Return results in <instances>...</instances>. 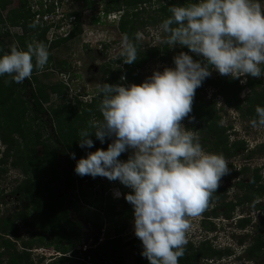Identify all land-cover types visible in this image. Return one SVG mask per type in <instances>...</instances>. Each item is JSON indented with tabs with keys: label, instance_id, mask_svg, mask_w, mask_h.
<instances>
[{
	"label": "clouds",
	"instance_id": "1",
	"mask_svg": "<svg viewBox=\"0 0 264 264\" xmlns=\"http://www.w3.org/2000/svg\"><path fill=\"white\" fill-rule=\"evenodd\" d=\"M34 1L37 8L39 3L47 2L48 6L53 2ZM55 3L58 13L60 5L57 0ZM169 12L171 15L160 25L167 34L165 42L187 46L206 63L181 52L174 57L175 68L155 71L142 84L99 85L103 119H91L88 129L80 131L79 146H94L89 138L93 131L101 143L106 138L115 139L107 150L89 152L75 167L81 177L119 180L133 190L126 200L134 208L135 235L142 241V256L150 264H179L191 227L188 218L202 213L222 177L230 171L223 154L205 151L196 133L182 123L192 112L196 90L211 75L210 67L221 76L233 78L264 75V6L260 0H200L187 6H171ZM62 17L59 13L47 15L43 22L57 23ZM36 19L43 24L41 18ZM11 27H7L10 35ZM20 37H24V31ZM141 38L142 33L137 32L136 41ZM49 56L43 42L28 43L26 50L13 45L10 54L0 57V76H10L9 83L31 80L34 70H44ZM120 56L125 64H133L138 58L136 44L127 34L122 38ZM256 113L252 127L264 128V107L257 106ZM128 149L133 154L121 161L119 157ZM6 150L0 137V160ZM71 158L75 159V153ZM204 219L199 229L204 240H210L205 236Z\"/></svg>",
	"mask_w": 264,
	"mask_h": 264
},
{
	"label": "trees",
	"instance_id": "2",
	"mask_svg": "<svg viewBox=\"0 0 264 264\" xmlns=\"http://www.w3.org/2000/svg\"><path fill=\"white\" fill-rule=\"evenodd\" d=\"M92 1L93 0H85L87 9L94 8L95 4H93ZM262 1L264 0H260V3H262ZM15 2L18 5L17 8L14 11L9 12L8 17L5 19L2 16V12L6 11L7 7L12 2L10 0H0V57L5 54H10V49L12 47L7 46L6 43L3 42L4 40H2L4 36H10V33L7 30L8 26L21 27L24 31V36H28L27 41L25 40L26 37L18 38V49L21 50H26L27 44L31 42H43L48 46V50L56 49L60 45H65L80 37L82 34V14L79 13H73L70 16L63 15L64 17H62L57 23L43 22V18L47 15H58L55 0H53L50 5L48 4V6L47 2L46 4L44 2L43 4L39 3L40 6L36 13L32 12L31 7L28 4L29 2L33 3L31 0H16ZM99 2L103 3V13L105 18L113 14L120 15L118 28L122 36L127 34L136 44L138 50V58L133 64H125L122 58L121 60H118L116 64L117 67H111V65L103 66L102 72L104 78L101 84L108 83L113 85L120 84L122 86H130L133 83L142 84L145 82L143 79V72L151 62L154 60H160L164 63H168L172 56V45L165 42L167 34L163 33V31L160 34V36L163 37V41L157 46L147 49L143 48L140 40L136 41L135 34L137 32L141 33V31H144L145 28L147 29L152 23H162L163 20L171 15L169 12L171 6H187L190 3H199L200 0H99ZM153 2L160 6L157 12L158 15L161 13L160 18L158 16H143L147 10L146 5ZM38 17L41 18L40 21L43 22V24H37L36 18ZM72 19L74 21H72ZM94 23L98 22L94 20ZM31 24H36V27H30ZM43 25L44 28H42ZM69 25L71 26L69 34L66 37L57 36V39L51 44V46H49L47 36L50 29H64ZM105 46L108 47V45ZM181 51L191 55L194 60L200 61L202 64L206 63L202 56L191 52L187 46H183ZM49 60H52L50 56ZM62 64L64 68L67 67L66 62H63ZM262 68H264V65H262ZM212 70L213 69L210 67L211 72ZM40 72L41 71L39 70H34L31 80L26 79L23 83H16L14 81L9 83L8 81L12 80L10 76H0V137L2 138L3 143L7 146L5 156L0 160V178L6 174L7 169L5 167L9 164L14 167H21L24 174H28L29 170H33L32 168H34L33 171L37 173L35 176L36 179L23 180L17 188L12 190L11 195L16 196L20 200H26L29 204H27L28 207L32 205L34 207L33 211L36 213L37 217L44 218L46 216L50 218L55 210L63 221L71 215V208L72 210L77 211L74 200L75 198H73L72 195L77 198L79 197L78 199H80V197L85 198L86 188L84 183L88 182L89 185L87 190H89L90 187L94 185V181H96V179L90 175L81 177L75 173L77 161L81 158H86L89 152H94L98 149L107 150L108 145L112 143L115 138H106L105 141L101 143V141L96 138L93 131L89 138L93 140L94 146L91 148H81L79 146L80 131L88 129V124L91 119L95 118L96 120L101 121L103 119L102 114L99 111V105L103 99V94L100 93V91L87 92L86 88H83L81 96L88 97L93 93V98L84 102L78 98L80 97V95H78L75 101V103H77L76 105H78V111H75L72 103L69 105L65 104L62 106H56L52 103L53 96H57L60 99H68L70 86L68 87L64 85V82L62 81L61 84L55 86L42 84L37 78V75ZM121 77H125V79H121ZM242 81L246 82L241 83ZM18 88H23L25 91L28 90V93H26L27 96H30L28 100H23L21 97L17 99ZM73 89L77 88L72 87L71 90ZM245 89L250 90V95L245 99H242L241 94ZM209 94H212L210 101L208 100ZM25 97L26 96H24V98ZM219 98L225 100L227 109H234L237 112H240L241 116L244 118L248 117L251 120L257 119L256 107H264L263 75L260 77L247 75L239 78L221 75L213 78V76L210 75L196 90L192 112L189 114V117L182 121V123L186 121L191 124L187 129L199 132L200 134L205 131L206 140L210 141V137L214 139L212 140L211 145L213 151H211V149H209V151L223 154L224 157H235L238 151H246V141L243 140L236 142L229 147V136H226L227 130L221 126L220 123L222 118L216 109ZM30 104L31 107L28 106ZM48 104H51L49 110L45 108V105ZM245 105L248 107L246 110ZM29 112L33 115L31 117L33 121L41 120L40 115H47L48 122L43 123L41 129L48 124L52 127L51 134L55 138L56 145L55 148L50 151L49 155L43 158L36 159L35 157H32L31 155L35 153V150L33 149L30 151L28 149L35 145L34 143L41 138L42 134L41 129L35 131L33 130L34 128L29 125L27 118ZM21 139L28 141L26 151L22 148L23 145L21 144ZM129 150L130 149L121 154L119 157L121 161L126 160V155ZM72 153H75V159L71 158ZM62 157H65V161L61 160ZM11 159L12 163L10 162ZM26 162L30 165H34L31 168L29 167L30 169L28 167L26 168ZM62 162L64 164L61 166ZM235 168L236 166L234 164H230V171L228 174L232 173V175L243 177L238 180L237 185L241 191H245V194L238 197L235 202H227L222 194L225 192V188L219 187L218 190L212 194L207 206L202 211L205 217L204 225L206 223L213 225L211 220L218 218L221 215L220 209L222 208L226 209V212H224L223 215L228 221L233 220L237 208L246 205L252 210L257 209L258 211H264V208L260 207L258 204L259 201L264 198V183L262 182V177L259 175L260 170H254V175L251 177V180L247 182L245 176H248L249 171L252 170L248 167H244L243 169L236 171ZM62 176H64L65 181L63 185L60 184ZM97 177H100L99 180H97L99 181V185H101V182L103 183V186L100 187L104 193L106 192L105 183L119 181H111L108 178L101 176ZM44 178L46 181H43ZM104 178L107 179V181L104 180ZM223 178H226L225 175ZM43 184L46 189L45 192L40 195L38 189H40ZM52 185L56 186L52 187ZM64 186H67V189L63 191ZM93 189L94 187H91V190ZM70 191H72L73 194L67 196L66 192ZM123 192L125 194V199L121 201V204L124 207L125 219H134V208L126 200V196L133 193V190H129V187L124 185ZM2 194L3 192L0 190V199L3 197ZM46 198L55 200L52 210L46 206ZM220 201L221 203L219 204ZM214 203L218 204L209 210V205ZM10 213L11 214H9L7 218H3L1 217L2 212L0 210V264H34L33 252H31L34 241H23L22 252L18 249L17 243L13 241L14 238L19 239L20 236L18 223L23 222L24 224H29L28 212L22 208H15L11 210ZM105 217L104 219H107L109 222H113L115 219V216L109 213H107V217ZM91 222L89 221V224L97 229L98 232H101V224H99V222H92V224ZM250 223H252L251 218H241L237 223V229L246 232V235L241 236L242 238L239 239L238 243L240 245L247 244L246 238L251 236V233L247 230ZM63 231L65 235L71 234L67 228H64ZM47 232L48 234L50 233L51 235L57 236V239L43 245L48 247L54 246L57 252L62 253V256L58 258V261L53 263L62 264L69 259L66 258V255L74 245L66 246L65 242L68 241L67 238L63 240L64 237L62 238L58 231L51 229V227H46L43 232L37 235ZM94 233H96V231H94ZM255 233L256 235L249 237L252 243L245 250L246 259L249 262L264 260V218L259 221ZM97 234L98 235H96L93 240V247L95 249L89 254H84L83 260L90 259L92 264H124V259L120 256V251L122 249L121 246L115 245L109 249L106 247L97 248L100 240L99 233ZM104 235H106V233ZM233 235L237 237V233H234ZM47 237L49 236L40 237L39 240L41 241L45 239L46 241L48 239ZM109 241L110 240H108V242ZM108 244H111V242ZM130 245L134 251L137 252V264H144L145 257L142 256V241L137 238ZM201 247L200 251L187 257H181L179 262L182 264H189L201 259H212L215 257L225 258L231 253L230 248L214 250L212 248V241L208 239L202 242ZM206 247L210 248L207 249ZM40 262L43 263V259H41Z\"/></svg>",
	"mask_w": 264,
	"mask_h": 264
},
{
	"label": "rangeland",
	"instance_id": "3",
	"mask_svg": "<svg viewBox=\"0 0 264 264\" xmlns=\"http://www.w3.org/2000/svg\"><path fill=\"white\" fill-rule=\"evenodd\" d=\"M10 1L12 3L7 7L6 11L2 12V16L5 19L8 17L9 12L14 11L18 6L15 2L16 0ZM31 1L33 3L29 2L28 4L30 5L32 12L36 13L38 8L36 4H34L35 1ZM57 1L60 5V8L58 9L59 17L63 15L70 16L73 13L82 14V34L80 37L65 45H60L56 49L49 50L52 60H48L44 70L38 73L37 78L40 80V82H42V84L47 86L61 84V81L64 82V85L68 87L70 86L68 99H60L57 96H53L52 103L56 106H62L65 104L69 105L72 103L75 111H78V105L75 103L78 95H80L78 98L84 102L93 98V93L88 97L81 96L83 88H86L87 92H99V85H101V82L104 78L102 72L103 66L111 65V67H117L116 64L118 60L123 58L120 56L123 36L118 28L120 15L114 14L110 18H105L103 13V3H100L99 0L92 1L93 4H95L93 9L86 8L85 0ZM261 4L264 6V1H262ZM146 7L147 10L143 16L161 17V13L159 15L157 14L160 6L156 5L155 2L146 5ZM49 19L51 20V17H49ZM55 20L57 21V19ZM94 20H96L98 23H94ZM37 24L39 23L37 22ZM161 24L162 23L158 24L156 22L152 23L147 29L145 28L144 31H141L142 38L140 39V43L144 49L153 48L163 41V37L160 36L162 33L160 28ZM70 30L71 26H67L64 29L51 30L47 36L49 42L48 45L51 46L50 43L57 39L56 36L60 37L67 35ZM10 32H12L11 35L9 37L4 36L2 40H4L3 42H5L7 46L11 47L15 45L18 48V38H22L20 36L23 30L15 26ZM24 37H26L25 40L27 41L28 36ZM105 45H108V47ZM171 48L172 56L170 61L168 63H164L160 60H154L151 62L143 72L144 81L150 78L155 71L162 72L166 67L175 68L176 65L174 63V57L183 52L181 51L183 46L177 43ZM63 62H66L67 64L66 68L63 67ZM211 75L213 78H216L220 74L213 69ZM72 87L77 89L71 90ZM26 93H28V90L25 91L23 88H18L17 99L21 97L23 100H28L30 96H27ZM249 95L250 90L245 89L241 94V98L245 99ZM24 96L26 97L24 98ZM211 97L212 94H210L208 97L209 101ZM28 106L31 107V104ZM50 107L51 104L45 105L47 110H49ZM247 108L248 107L245 105V110ZM216 109L222 118L220 123L221 126L227 130L226 136H229V147H231L236 142H239V140L244 139L247 141L245 143L246 151H238L235 157H225L228 161V166H230V164L236 165V171H239L244 167L250 168L252 171H249L248 176H245L247 178V182L250 181L251 177L254 175L253 171L259 169V175L262 177V182L264 183V128L252 127L253 120L248 117H242L241 113L234 109H227L225 100L223 98L218 99ZM32 116L33 115L29 112L27 118L29 125L33 127V130L35 131L41 129L43 123L48 122L47 115H40L41 120L39 121H33L31 119ZM183 125L187 128L191 124L184 121ZM51 132V125L48 124L47 126L42 127V134L41 138L38 140L39 142H35V145L28 148L30 151L33 149L35 150V153L31 155L32 157H35L36 159L43 158L48 156L50 151L55 148V138L52 136ZM194 132L199 137L200 143L202 144L204 150L213 153L211 152L213 151V147L211 145L212 140L214 139L210 137L211 142L206 140L205 131L202 134L196 131ZM27 142L28 141L21 139V144L23 145L22 148L25 151L27 150ZM209 149H211V151H209ZM132 154L133 150L130 149L129 152H127L125 161H127ZM61 160L65 161V157H62ZM10 162L12 163V159ZM63 164L64 163L62 162L61 166ZM33 165L27 163L26 168H31ZM5 168L7 169V172L2 178H0V190L3 192V197L0 199V210L2 212L1 217L7 218V216L11 214L10 211L15 208H22L28 212L29 224L27 225L23 222H19V239L14 238V240H12L17 243V247L21 252L23 241H34L33 249L31 251L33 252L34 264H53L54 262L58 261L59 256H62V253L57 252L54 246L48 247L43 245L53 242L55 239H57V236L51 235L50 233L48 234V232L44 233L46 235H37L43 232L46 227H51V229L58 231L62 238L64 237L63 240L67 238L68 241L65 242L66 246L74 245V247L70 249L69 253L66 255V258L69 259H67V261L63 262L62 264H92L90 259L83 260V257L84 254H89V251L92 249L94 244L93 240L95 236L98 235L97 233H99L100 238L99 246L97 248L106 247L109 249L112 246L119 245L122 248L120 251V256L123 257L124 264H137V252L134 251L130 245L138 238L135 235V218L125 219L124 207L121 204V201L125 199V194L123 192L124 185L120 181L105 183L106 192L104 193L100 187L103 186V183L101 182V185H99V181H97L100 177H95L94 179H96V181H94V185L91 186L94 187L93 190H91V187L89 190H87L89 184L88 182L84 183L86 188L85 198L80 197V199H78L79 197L77 198L76 196L72 195V191L66 192L67 196L72 195V197L75 198L74 200L77 211H74L71 208V215L62 221L60 215L57 214L55 210L51 214L50 218L46 216L44 218L37 217L36 213L33 211L34 207L32 205L28 207V202L26 200H20L16 196L11 195L12 190L17 188L23 180L36 179L35 176L37 173L33 171L34 168H32L33 170L29 168L30 170L28 174H24L21 167H14L10 164ZM225 177L226 178L222 177L219 187L225 188V192L222 194L227 202H235L238 197H241L245 194V191H241L237 185L238 180L242 179L243 177L232 175V173L226 174ZM104 180L107 181L105 178ZM43 181H46V179L44 178ZM64 183V176H62V181L60 184L63 185ZM53 186L55 187L56 185H52V187ZM45 189L46 188L43 184L40 189H38L39 194H43ZM66 189L67 186H64L63 191ZM129 190L132 191L131 188H129ZM112 192L115 193V196L119 197L120 199L117 197L115 198ZM54 202V199H45L46 206H48L51 210L53 209ZM217 204L218 203L210 204L209 210H211ZM258 204L260 207L264 208V198L261 199ZM220 212L221 215L218 218L213 219V225H209L208 223L205 225L203 224L204 230L207 231L205 236L206 238H210L212 241V248L214 250H224L230 248L231 253L225 258L215 257L212 259H201L189 264H264V260H260L258 262H249L246 259L245 254V250L252 243L249 237L256 235L255 231L258 227L259 221L264 218V211H258L257 209L252 210L246 205L244 207L237 208L233 220L229 221L223 215V213L226 212V209L222 208L220 209ZM107 213L115 216L113 222H109L107 219H104L105 216L107 217ZM241 218L252 219V223H250L249 227L247 228L248 232L251 233V236L246 238L247 244L245 245H240L238 243L239 239L242 238L241 236L246 235L245 231L237 229V223ZM202 219H204L203 213L199 214L198 216L188 218L191 227L186 234V239L188 242L185 246L183 257L190 256L197 251H200L202 248L201 244L205 239L199 229L200 221ZM89 221H92L93 223L99 222V224L102 226L101 232H98L97 229L91 226ZM62 227L63 229L67 228L71 234L65 235ZM94 231H96V233H94ZM105 233L106 235H104ZM234 233H237V237L233 235ZM47 235L49 237H47L48 239L46 241L45 239L41 241L39 240L40 237H46ZM108 240L110 241L108 242ZM107 242H111V244H108ZM192 244H194L193 247ZM206 248L209 249L210 247ZM43 256L45 258H43ZM41 259H43V263L40 262ZM144 259V264H150L146 257ZM179 264L182 263L179 262Z\"/></svg>",
	"mask_w": 264,
	"mask_h": 264
}]
</instances>
